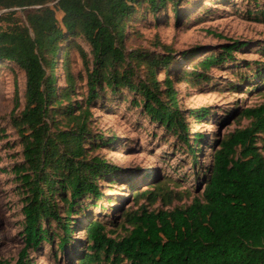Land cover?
<instances>
[{"label":"trees","instance_id":"obj_1","mask_svg":"<svg viewBox=\"0 0 264 264\" xmlns=\"http://www.w3.org/2000/svg\"><path fill=\"white\" fill-rule=\"evenodd\" d=\"M181 1L0 0V62L13 63L25 75L24 108L11 116L23 156L13 169L23 196V247L14 264H30L29 253L42 243L53 246L56 237V250H68L79 228L73 218L84 203L102 198L99 184L118 170L104 158L88 155L92 145L104 143L100 136L92 138L90 109L109 93L132 94L131 105L175 134L196 158L169 78L172 53L166 47L162 55L128 51L125 45L133 14L144 7L156 15L168 5L177 14ZM18 10H28L24 20ZM57 11L63 14L60 23ZM255 20L264 24V10ZM78 38L90 50L74 45L86 74L87 95L82 103L63 107L62 101H70L74 92L75 78L61 44ZM245 46L233 42L223 47L199 63L202 71L190 74L195 81L206 80L209 69ZM58 54L66 83L59 94L54 75ZM160 70L165 71L163 81L157 79ZM18 106L15 95L12 113ZM207 115L206 108L190 114L196 120ZM239 117L250 123L215 144L200 197L171 210L142 206L125 216L124 234L118 238L102 222L87 221L81 225L85 248L77 264H264V104L243 109ZM192 140L199 144L201 135ZM156 200L152 197L150 203Z\"/></svg>","mask_w":264,"mask_h":264},{"label":"rangeland","instance_id":"obj_2","mask_svg":"<svg viewBox=\"0 0 264 264\" xmlns=\"http://www.w3.org/2000/svg\"><path fill=\"white\" fill-rule=\"evenodd\" d=\"M262 10L264 0H182L177 14L168 5L156 15L144 7L132 15L126 27L127 50L162 55L166 47L174 57L169 78L177 92L190 144L197 151L196 158L175 134L151 123L140 107L131 105L132 94L109 93L90 109L92 138L100 136L104 143L96 142L98 146L92 145L88 155L102 157L118 170L99 184L102 198L84 203L80 214L73 218L79 227L73 235L76 242L65 252L56 250L58 237L53 246L42 243L29 253L30 264H77V255L85 248L81 227L91 219L102 222L107 233L118 238L124 234L122 227L128 213L142 206L148 210L184 207L201 196L215 144L249 125V120L239 117L243 109L264 104V24L255 20ZM27 11L18 10V16L24 20ZM62 16V12H56L59 23ZM233 42L246 46L233 52L228 61L209 69L206 80L193 79L190 73L202 71V60L217 55ZM74 45L90 51L80 38L61 44L60 51H68L75 78L74 92L70 101H62L63 107L82 103L87 95L86 74ZM54 75L59 94L66 88L61 54L57 56ZM164 77L165 71L157 72L158 81ZM24 92V72L13 63L0 62V260L7 264L15 263L23 247V196L13 174V169L23 162L22 144L11 116L23 110ZM15 95L19 106L12 113ZM203 108L208 109L206 117L196 120L190 116ZM196 134L201 135L199 144L192 140ZM155 196L157 200L151 204ZM52 229H56L54 224Z\"/></svg>","mask_w":264,"mask_h":264}]
</instances>
